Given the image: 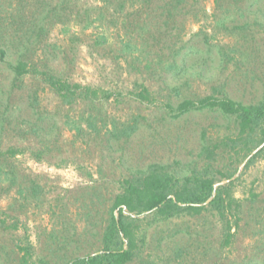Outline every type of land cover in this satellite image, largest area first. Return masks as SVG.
I'll return each mask as SVG.
<instances>
[{
    "label": "rangeland",
    "instance_id": "rangeland-1",
    "mask_svg": "<svg viewBox=\"0 0 264 264\" xmlns=\"http://www.w3.org/2000/svg\"><path fill=\"white\" fill-rule=\"evenodd\" d=\"M0 49V264L93 254L124 179L153 164L188 175L207 161L236 168L224 218L210 207L131 215L137 246L126 264H264V152L247 166L233 150L202 157L203 134L231 136L233 119L215 110L172 118L163 107L262 98L264 0H0ZM18 60L31 71L16 78L7 62ZM41 71L110 96L65 104Z\"/></svg>",
    "mask_w": 264,
    "mask_h": 264
},
{
    "label": "trees",
    "instance_id": "trees-1",
    "mask_svg": "<svg viewBox=\"0 0 264 264\" xmlns=\"http://www.w3.org/2000/svg\"><path fill=\"white\" fill-rule=\"evenodd\" d=\"M180 0H177L179 2ZM0 60L4 61V51L0 49ZM7 65L19 78L30 72L27 64L18 60ZM43 80L65 104L77 100L93 101L100 97L108 99L110 93L78 83L63 81L47 71H41ZM140 99H148L150 93L142 87L137 93ZM165 112L172 118H179L191 111L215 110L231 117L236 132L219 140H208L203 134L199 155L212 159L219 151L233 150L249 165L264 152V94L257 103L244 104L226 94L205 95L195 99H184L177 104L165 102ZM136 130V124L114 128L116 136L128 137ZM256 150V151H255ZM255 151V152H254ZM236 168L222 171L207 161L200 169H193L188 175H176L166 166L153 164L147 171L123 180L121 191L114 196L110 217L102 235L101 250L85 256L74 257L68 264H126L130 262L136 249V226L131 215L147 213L152 218L169 219L181 214H199L206 207L216 211L220 218L225 216V208L233 201L230 187ZM227 184L216 185L220 177ZM227 202V203H226ZM17 264H33L23 254Z\"/></svg>",
    "mask_w": 264,
    "mask_h": 264
}]
</instances>
